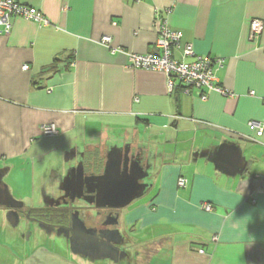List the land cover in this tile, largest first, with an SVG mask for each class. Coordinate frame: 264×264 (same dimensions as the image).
<instances>
[{"label": "crops", "instance_id": "1", "mask_svg": "<svg viewBox=\"0 0 264 264\" xmlns=\"http://www.w3.org/2000/svg\"><path fill=\"white\" fill-rule=\"evenodd\" d=\"M18 1L49 23L12 17L11 31L0 35V187L13 197L18 190L24 208H39L63 176L49 178L62 161L47 157L70 149L104 154L129 145L142 150L150 172L142 197L120 210V229L133 231L135 246L121 260L46 244L55 239L32 238L29 248L0 203V264H264V0ZM157 14L182 33L173 56L182 60L190 44L196 55L221 59L218 83L233 96L170 92L163 70L131 65L130 53L161 52ZM254 18L263 21L257 37ZM45 123L59 133L44 136ZM224 141L241 146L243 175L194 156Z\"/></svg>", "mask_w": 264, "mask_h": 264}, {"label": "water", "instance_id": "2", "mask_svg": "<svg viewBox=\"0 0 264 264\" xmlns=\"http://www.w3.org/2000/svg\"><path fill=\"white\" fill-rule=\"evenodd\" d=\"M194 156L207 157L218 170L231 176L243 175L247 167V160L241 146L232 141H224L211 151L195 152ZM65 159L68 158L65 156ZM129 161V155L115 160L108 157L105 170L101 174H86L81 165L71 167L64 175L60 188L72 199L87 192L90 194L88 200L95 202L98 207L122 209L141 196L148 185L141 179L149 175V166L144 167L139 162L132 166ZM74 170H78V173L72 174L71 171L74 172ZM70 190L73 193H68ZM1 195H4L6 199H0V203L7 208H12L9 216L15 215L16 220L13 224L17 225L20 219L17 208L23 207V203L9 193L6 185L0 187ZM118 221L119 214L116 219V222ZM71 230L70 248L74 253L94 260L107 258L113 261H119L127 254L126 250L120 248L124 238L119 228L107 229L106 234L102 233L99 238L96 230L87 227L77 215ZM109 233L113 235L110 236Z\"/></svg>", "mask_w": 264, "mask_h": 264}, {"label": "flooded vegetation", "instance_id": "3", "mask_svg": "<svg viewBox=\"0 0 264 264\" xmlns=\"http://www.w3.org/2000/svg\"><path fill=\"white\" fill-rule=\"evenodd\" d=\"M130 156L129 163L133 166L139 162L144 167L149 166L150 162L148 158H144L141 149L132 148L129 145L123 146H111L106 152L101 154L99 150L95 149L91 154L87 151L70 149L66 152L67 160L60 163L57 168L49 173V177L56 179L61 177L63 180L68 169L81 165L83 171L86 174H101L105 170L107 158L112 160L118 157L124 158ZM150 172V169L148 170ZM73 174H77L78 170L71 171ZM146 177L141 181L145 182ZM60 181V183H61ZM57 192V194H56ZM68 193H73L71 190ZM90 194L85 192L80 197L71 198L64 190L59 188L55 190V193L45 194L42 197V206L37 209L17 208L19 210V223L13 225V228L19 230V234L24 240L30 241L39 239H60L63 243L70 246V236L72 235V227L74 226L76 216L78 215L85 223L87 227H92L96 230V234L101 238V234L105 233L107 229H120L119 221L116 222L117 214H119V208L112 207H98L95 202H90L88 198ZM0 199H6L4 195L0 196ZM9 208L8 211H11ZM11 218L15 222V215L10 214ZM124 241L120 244L121 250H129V239L125 233L120 229ZM110 236L113 233H109ZM127 244V245H126Z\"/></svg>", "mask_w": 264, "mask_h": 264}, {"label": "built area", "instance_id": "4", "mask_svg": "<svg viewBox=\"0 0 264 264\" xmlns=\"http://www.w3.org/2000/svg\"><path fill=\"white\" fill-rule=\"evenodd\" d=\"M24 17L32 19L39 24H48L49 19L44 13L33 7L19 2L18 0H0V35L7 34L11 31L13 23L12 17ZM156 22L158 24V40L157 46L161 52H152L148 54L130 53V62L134 67H144L148 69L163 70L168 76L169 91L173 92L180 87L186 93L196 92L202 99H206L208 92L216 90L225 96H233V93L218 83L216 75V66L222 65L221 59L210 56L196 55L192 45H186L182 60H178L173 56V48L180 44L182 33L172 29L165 18L157 14ZM263 21L254 18L251 21L252 37H257L262 33ZM100 41L109 46L112 38L104 35ZM118 49L112 47L115 52ZM193 55L194 59L187 61L184 57ZM28 65H23L26 69ZM249 125L256 131L258 135H262L263 126L260 121L251 120ZM42 133L44 136H54L59 133V129L55 123H45L42 125ZM179 186H186L189 179L179 177L177 180ZM206 210H212L210 203H203ZM213 239H217L215 236Z\"/></svg>", "mask_w": 264, "mask_h": 264}, {"label": "rangeland", "instance_id": "5", "mask_svg": "<svg viewBox=\"0 0 264 264\" xmlns=\"http://www.w3.org/2000/svg\"><path fill=\"white\" fill-rule=\"evenodd\" d=\"M112 144V142H110L109 143V145H111ZM98 149V148H97ZM59 154V153H58ZM63 155H65V153H63ZM63 155H54V154H51L49 157H47V160L49 161V160H51V161H53V164H59L60 163V161H62V162H64V156ZM53 170H54V168L53 169H51V171L49 172V173H52L53 172ZM13 177L15 178L16 176H12V179H9V182L10 183H12V181L14 180L13 179ZM50 178V177H49ZM147 180L148 181H150L151 180V177H148L147 178ZM13 194V193H12ZM14 197L15 198H18L19 196H21V194L19 193V191L18 190H15L14 189ZM142 196H140V197H137V198H135L134 200L136 201L137 199H140ZM27 198V197H26ZM30 198H33V197H30ZM35 199H37V198H39V195H36L35 197H34ZM34 200V199H33ZM26 202H28V201H26ZM25 202V203H26ZM133 202V201H132ZM132 202H130L127 206L129 207L130 205H132L131 203ZM13 228V227H12ZM121 230H123V229H121ZM123 232L125 233V235L128 237V239H129V247H130V251L131 252H134V248H135V246L134 245H131V237H133L134 235V233H133V231H124L123 230ZM13 234V233H12ZM11 234V235H12ZM19 238V237H18ZM10 239H11V241H12V239H14V237L12 236V237H10ZM21 239V238H20ZM10 241V242H11ZM22 241L23 242H21V244H25V245H27L29 248H32V247H34L35 246V244L37 243V241H29L28 242V240H23L22 239ZM55 241V242H54ZM53 242L54 243H51V242H48V243H46L49 247H52V248H56L57 250H60V251H62V252H69V250H67V247L65 246L66 244L65 243H63V241L62 240H60V239H58V240H53ZM42 243H43V241H42ZM45 243V242H44ZM127 245V244H126ZM70 248V247H69ZM71 251V250H70ZM135 252H136V250H135ZM107 259V258H106Z\"/></svg>", "mask_w": 264, "mask_h": 264}]
</instances>
